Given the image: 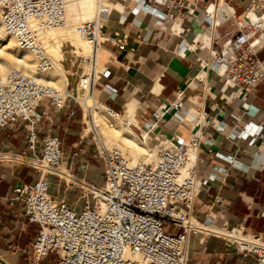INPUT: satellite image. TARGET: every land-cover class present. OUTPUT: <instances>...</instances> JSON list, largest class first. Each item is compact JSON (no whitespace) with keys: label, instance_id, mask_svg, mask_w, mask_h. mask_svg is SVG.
<instances>
[{"label":"built area","instance_id":"obj_1","mask_svg":"<svg viewBox=\"0 0 264 264\" xmlns=\"http://www.w3.org/2000/svg\"><path fill=\"white\" fill-rule=\"evenodd\" d=\"M196 2L145 0L142 8L154 16L160 5L168 9L185 8L193 15ZM211 6L205 8L206 16L213 17ZM228 8L222 18L224 22L231 21L232 29L223 34L226 53L217 58L214 68L226 85H236L235 92H250L264 81V60L259 57L263 47L256 49L253 46V38L264 34V0H251L241 15ZM109 14V8L99 3L96 16L76 26L77 33L92 50L88 56H79L85 67L86 62L91 67L86 72L83 70L76 79L77 92L74 93L68 83L62 90L39 79L57 67L49 53L46 35L53 30L71 27L66 1L0 0L3 32L15 40L20 50L31 52L37 71L36 75H30L12 69L6 76H0V127L19 119L25 121L28 124V147L35 151L45 121L53 113L67 108L69 100L73 99L91 115L86 128L90 131L92 150L104 164L105 182L82 186L86 201L81 210L65 199L54 197L50 193V176L58 174L63 163V141L59 134L43 128V149L34 157L33 164L39 177L33 184L16 186L10 197L23 201L28 220L39 225L31 244L33 263L40 264L44 258L55 254L58 264H187L192 236H200L202 240L218 236L234 245L250 264H264V233L251 231L244 222L233 220H226L224 227L219 229L215 227V216L206 214L201 219L194 213L200 189L215 178L216 170L210 163L206 177L199 179L197 150L202 141L201 132L195 131L188 139L178 134L169 139L165 135V138H157L158 144L150 145L159 126L174 132L185 122L188 114L184 110V91L179 90L174 102L153 111L152 118L143 124L140 136L148 147L149 162L133 165L122 150L108 148L104 143L101 123L95 120L96 113L104 115L103 122L107 127L115 128L120 124L125 129L136 128L133 116H122L120 111L101 102L94 93L97 80L108 73L99 62L100 53L110 43H117L119 49L125 48L124 42H116L115 36L103 33ZM175 20V14L170 11L161 18L162 25L169 22L172 28ZM71 51L78 55L73 49ZM103 89L115 97L116 93L107 85ZM81 90L86 92L84 98L80 96ZM86 98L91 102L87 103ZM44 99L50 102L53 111L40 109ZM250 109L248 105L247 112ZM169 112L172 115L167 118ZM75 114L73 107L67 119ZM202 115V110H197L192 119L201 123ZM232 116L238 122L242 119L241 116ZM205 122L214 124L210 119ZM215 128L224 131L226 126L215 124ZM230 137H252L253 143L263 137V133L256 124L237 125ZM77 154L74 152L75 156Z\"/></svg>","mask_w":264,"mask_h":264},{"label":"crops","instance_id":"obj_2","mask_svg":"<svg viewBox=\"0 0 264 264\" xmlns=\"http://www.w3.org/2000/svg\"><path fill=\"white\" fill-rule=\"evenodd\" d=\"M105 1L122 10L119 13L110 11L103 33L115 36L116 42H124L125 48L119 49L117 43H110L101 52L100 63L108 73L97 80L95 95L101 102L120 111L122 116H133L136 124L133 131L141 137L143 124L152 118L153 111L174 102L179 90L184 91V110L188 114L185 122L174 132L159 126L150 145L155 146L157 138H165V135L169 139L175 134L188 139L199 130L202 135L197 150L199 179L206 177L210 163L216 170L215 178L200 189L194 213L201 219L206 214L215 216V227L219 229L224 227L226 220H233L244 222L251 231L264 233V81L250 92H235L227 87L214 68L217 58L226 53L223 34L232 29L230 21H223V15L228 12V7L241 15L251 0H197L193 15L185 8L168 9L160 5L156 16L143 10L145 0ZM222 1L223 5H220ZM210 4L218 5L220 9L215 18L205 14V8ZM168 11L176 16L174 28L169 22L162 25L161 18ZM263 35L255 38L254 45ZM263 53L264 46L259 57ZM77 56L67 55L66 59L64 56L62 64L66 82L74 93L77 92L76 79L81 74ZM105 85L116 93L114 98L103 89ZM248 105L249 112L246 110ZM73 107L76 114L67 119ZM40 109L53 111L47 99L42 100ZM197 110H202L201 123L192 119ZM171 115L169 112L166 117ZM232 115L241 116V121ZM90 119L86 108L71 99L67 108L53 113L42 126L61 136L63 167L70 177L67 183L63 178L53 177L50 193L56 198L68 196L67 202L77 210H81L86 201L82 186L105 182L103 161L92 150L90 131L86 128ZM209 119L214 124L205 122ZM215 124H223L226 128L219 131ZM247 124L259 125L263 137L253 143L252 137H230L235 126ZM43 128L41 140L33 151L28 147L25 121L19 119L0 127V258L7 264H34L31 244L39 225L28 220L23 201L10 197L16 186L33 184L39 177L33 164L34 157L43 149ZM74 152L78 154L75 156ZM57 171H62L61 167ZM40 264H58V257L50 254ZM187 264H250V260L218 236L204 240L192 236Z\"/></svg>","mask_w":264,"mask_h":264},{"label":"bare ground","instance_id":"obj_3","mask_svg":"<svg viewBox=\"0 0 264 264\" xmlns=\"http://www.w3.org/2000/svg\"><path fill=\"white\" fill-rule=\"evenodd\" d=\"M65 1L67 3V15H69L73 21V22L71 21L72 23L70 22L71 27L67 29H63L62 32L64 33V35L60 37L58 36L56 37L54 36L51 38L48 37L52 31L46 35L47 42L49 43V53L52 59L59 66H57L56 69L50 70L46 74H43L42 76L39 77V79L42 82L52 84L62 90L65 89L67 83L64 68H62V63H61V61L64 59L65 51L63 50V48L64 45H66L65 43L67 41H70L67 42L68 44L66 46L70 47V49H73L74 52L78 54V56H82V57L88 56L87 55L88 52L90 53L92 50V47L87 42H84V40L77 33L75 26L73 27V24L83 23L84 18L85 19L88 18V20L86 21H89L97 14L94 0H65ZM110 6L112 5L109 6L107 5V7L111 12L117 11L119 13L122 10V8L117 7L114 4L112 8ZM218 10H220L218 5L211 6V11L213 12L214 18ZM252 16L253 18H256L254 14ZM0 23H1V19H0ZM263 24H264V19H263ZM2 30L3 28L0 25V32ZM53 31H57V30H53ZM15 43L16 42H14L12 37L0 33V76L2 77L6 76L9 73V71L12 69H20L27 74L36 75L37 71H36V62L34 56L29 51L20 50L17 47V45H15ZM263 46H264V35L257 40V43L254 45V47L256 49H259ZM100 58H101V53L99 55V62H100ZM86 66L91 67V64L89 62H86ZM235 86L236 85L234 83L227 84V87H230L233 90H235ZM85 94L86 92L81 90V94H80L81 98H84ZM90 102L91 100L87 99V103ZM101 135L104 143L105 141L108 143H117L119 147L118 146L109 147L107 146V143L105 144L108 148H118L122 150L131 164L135 165L140 163H147L150 161L148 147L144 143L143 138L139 137L133 130L125 129L123 126L117 125L115 128L106 127L102 131V127H101ZM125 148L128 149L129 151L128 153L125 152ZM141 153H144L142 155L145 154L146 155L144 160L142 158L143 162L139 163L137 162L139 159V158L137 159V156H139Z\"/></svg>","mask_w":264,"mask_h":264},{"label":"rangeland","instance_id":"obj_4","mask_svg":"<svg viewBox=\"0 0 264 264\" xmlns=\"http://www.w3.org/2000/svg\"><path fill=\"white\" fill-rule=\"evenodd\" d=\"M94 1H95L94 3H95L96 11H97V8H98L99 3H100V4H102V3L105 4V5L102 4L103 6H107V5H108L107 3L104 2L105 0H97V1L94 0ZM222 4H223V1L221 2L220 5H222ZM108 6H109V5H108ZM110 7L112 8V6H110ZM68 16H69V15H68ZM86 20H88V18H87V19L84 18V19H83V22L86 21ZM69 21H70V22L72 21V19H71L70 16H69ZM81 21H82V20H81ZM72 22H73V21H72ZM72 22H71V23H72ZM230 22H231V21H230ZM79 24H82V23H75V24H73V27L75 26V28H76V26L79 25ZM0 25H1V23H0ZM1 26H2V25H1ZM231 26H232V23H231ZM57 31H58V32H57ZM57 31H52V32L49 34L48 37H50V38H51V37H54V36H55V37H56V36L60 37V36L64 35V33L62 32V30H57ZM54 32H57V33H54ZM60 32H61V33H60ZM0 33H1V34H5V33L3 32V30H2ZM59 33H60V34H59ZM5 35H6V34H5ZM257 36H260V34H257L255 37H257ZM13 40H14V39H13ZM83 40H84V39H83ZM254 40H255V38H253V41H254ZM14 42H15V40H14ZM67 42H70V41H67ZM67 42L65 43L66 45L68 44ZM84 42H86V41L84 40ZM15 45H16V43H15ZM66 45H64V48H63V50L65 51V54H64L65 59H66V56H67V55H72V56L75 55L74 53L71 52L70 47H67ZM65 46H66V47H65ZM65 49H66V50H65ZM67 49H68L69 51H68ZM90 53H91V52H90ZM90 53L88 52L87 55H90ZM260 57L264 59V53L261 54ZM76 58H78V61H80V63H81V64H80V66H81L80 73H81L83 70L86 72L87 70L90 69V66H86V67H85L84 64H82V62H81V58H80L79 56H77ZM76 58H75V59H76ZM55 63H56V62H55ZM61 63L64 64L63 60L61 61ZM56 66H59V65L56 63ZM62 68H64L63 65H62ZM64 72H65V75H66L65 68H64ZM80 96H81V95H80ZM96 116H97V119L99 120V123H101L100 125H101V127H102V131H103V130L107 127V126L104 124V122H103V117H104V115H103L102 113H97ZM118 125H120V124H118ZM105 143H107V146H109V147H113V146H114V147H115V146H116V147H117V146L119 147V145H118L117 143H108V142H106V141H105ZM112 144H113V145H112ZM125 152L128 153V152H129L128 149L125 148ZM142 154H144V153H141L139 156H137V159L139 158L137 162H139V163H140V162H143V160L145 159V155H146V154H145V155H142ZM142 158H143V160H142ZM61 169L64 170L65 173L62 172V171H57L58 174H54V175H51V176H50V181H53V180H52L53 177H58V178H63V181H64V182H66V183L68 182V181H67V178H70V177H68V175H67V173H66L67 171H66V169L63 167V163H62V165H61ZM62 175H64L65 178H64ZM67 197H68V196L63 195V196H61V197H57V198H58V199H65V200H68Z\"/></svg>","mask_w":264,"mask_h":264},{"label":"water","instance_id":"obj_5","mask_svg":"<svg viewBox=\"0 0 264 264\" xmlns=\"http://www.w3.org/2000/svg\"><path fill=\"white\" fill-rule=\"evenodd\" d=\"M0 262L2 263V264H7L3 259H1L0 258Z\"/></svg>","mask_w":264,"mask_h":264}]
</instances>
